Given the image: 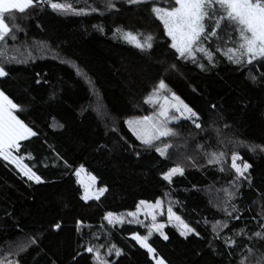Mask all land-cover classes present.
Instances as JSON below:
<instances>
[{
	"label": "trees",
	"instance_id": "16d2710c",
	"mask_svg": "<svg viewBox=\"0 0 264 264\" xmlns=\"http://www.w3.org/2000/svg\"><path fill=\"white\" fill-rule=\"evenodd\" d=\"M58 2L88 9L101 7L106 0ZM171 2L157 0L159 6ZM150 8L151 3L128 5L116 0L112 11L101 8L103 14L76 15L58 13L45 0L28 9L22 20L18 15L24 31L17 33L16 43L27 42L32 58L5 65L9 75L0 78V90L23 106V112L17 114L37 133L21 142L20 153L31 154L24 162L41 182L29 181L0 158V259L18 260L19 264H96L85 246L115 244L122 253L110 257L112 264H155L147 250L131 238L133 232L145 234V228L134 223L108 225L103 220L108 211L135 210L143 199L160 198L166 206L168 200L179 201L173 210L199 233L181 236L176 227L168 225L167 240L153 234L149 243L167 264H229L237 259L236 252L228 256L230 249L223 240L233 237L229 229L243 227L249 235L260 230L257 220L264 214V151L239 149L242 159L251 165L246 173L250 181L242 180L233 201L241 219L231 220L220 232L221 238H216L212 225L225 220V214L213 206L218 193L209 186L228 187L233 179L231 145L225 149L229 157L223 172L198 157L200 166L186 165L184 175L174 176L169 184L162 173L174 161L142 148L125 121L149 114L151 108L144 98L163 79L200 115L203 127L211 125L191 143L216 148L214 129L227 123L230 128L223 129L225 136L264 145V79L260 78L264 66L259 70L252 65L241 67L216 54L217 64L201 70L197 64L179 59ZM117 28L122 31L116 32ZM126 31L137 34L141 42L151 35L152 48H136L125 38ZM33 41L45 42L50 51L41 50L39 43L33 46ZM8 43L13 42L9 39ZM21 53L17 55L23 58ZM249 71L257 81L251 80ZM180 130L185 135L198 131L188 121L181 122ZM136 151L141 153L139 157ZM81 165L106 189L99 200L82 198L75 176ZM77 221L81 222L79 231ZM30 238L35 239L34 244L29 243ZM233 238L238 244L249 243L245 237ZM251 244L264 248V240Z\"/></svg>",
	"mask_w": 264,
	"mask_h": 264
},
{
	"label": "snow or ice",
	"instance_id": "6c2138e0",
	"mask_svg": "<svg viewBox=\"0 0 264 264\" xmlns=\"http://www.w3.org/2000/svg\"><path fill=\"white\" fill-rule=\"evenodd\" d=\"M46 2L48 7L58 13L73 12L76 15H86L89 12L103 14L101 8L105 11L116 9V0H106L101 7H89L88 9H75L71 4L58 2V0H46ZM120 2L128 5L151 3L150 11L162 23L164 33L170 38L171 49L175 50L179 59L191 61L197 64L201 70L205 69V64L202 62L205 59L209 65L214 66L216 54L225 56L228 61L241 67L252 65L259 70V66H264V0H172L167 6H159L157 0H120ZM43 3L45 0H0V78L9 75L5 70V65L13 62L26 63L28 59L32 58L27 42H23L22 45L16 43L17 33L24 31L18 22V15L22 20L28 9ZM115 31L120 32L122 29L117 28ZM125 38L141 51L152 48L153 37L151 35L141 42L137 34L126 31ZM9 39L13 42L11 45L8 43ZM37 43L42 46L41 50L50 51L46 48L45 42H32L33 46ZM222 45L223 47H221ZM21 47H23L26 56L21 53ZM17 53H21L23 58L18 57ZM170 67L175 70V65ZM77 73L83 75L91 83L85 73L79 69H77ZM249 76L253 82L257 81V76L252 75L251 71H249ZM260 78L264 79V73H260ZM37 82L39 83V81ZM144 103L151 108L149 114L128 119L125 123L142 148L152 150L160 157L174 161L173 166L162 173L163 180L169 184L172 183L174 176L184 175L186 165L200 166L197 163L198 157H202L206 165L219 166L220 171L223 172L224 164L229 157V153L225 149L231 145L230 168L235 171L233 179L228 181V187L221 186L217 189L212 185L209 186L210 189H214L218 193L215 198L217 203L213 206L225 214V220L216 221L212 225V231L216 238H221L220 232L229 227L231 220L241 219L238 214L239 209L233 201L238 196L242 180L250 181V176L246 173L251 165L242 159L239 149L247 148L253 152L264 151V145H250L243 140L225 136L223 129L230 128L227 123L223 125V128L214 129L216 148H212L210 144L205 147L204 143H191L195 136L207 133L211 125L203 127L200 115L172 92L163 79L159 80L158 84L144 98ZM211 108L215 109V105H211ZM23 110L21 104L14 102L3 90H0V158L14 165L28 180L40 183L41 177L24 162L26 158L31 159L30 154L20 153L21 142L37 135L33 128L17 114ZM221 119L223 118L221 117ZM182 121L190 122L198 131L196 133L188 132L185 135L180 130ZM112 130L116 131L115 128ZM136 155L139 157L141 153L136 151ZM181 160L183 163L178 162ZM238 160L241 163H237ZM81 171H83V165L76 171L78 177ZM91 179L95 180V177ZM105 191L106 189L103 187L92 191L90 186H85L82 198L85 201L99 200ZM221 193L222 195H219ZM165 195L168 194L165 193ZM178 203L179 201H167L168 222H174V226L178 228L181 236L186 237L189 234L198 236L199 233L195 228L186 223L173 210V205ZM164 213L165 201L157 198L154 202L139 201L135 211L127 213L108 211L103 216V220L107 221L108 225L127 222L137 223L145 228V234L133 232L131 238L141 248L147 250L155 264H166L149 243L155 233L165 240L168 239L163 231L165 224L157 221V216H162ZM141 215L144 220L140 219ZM126 217L130 219L126 220ZM145 221L148 222L145 223ZM257 224L260 230L253 231L251 235L243 227L238 230L229 229L233 232V237L247 238L248 244H244L243 241L238 244L233 237H223L226 247L230 249L228 256L231 257L233 252L237 253V259L230 260L229 264H264V248H258L251 244L253 240H264V214L257 220ZM80 226L81 222L77 221V231L80 230ZM55 227L59 228L60 225L56 224ZM29 243L34 244L35 239L30 238ZM104 247L103 244L88 245L85 246V251L93 254L96 264H112L107 257L111 256L113 252L117 257L120 256L121 249L115 244H110L102 253L101 249ZM23 250L24 246H20L19 251ZM0 264H19V261L0 259Z\"/></svg>",
	"mask_w": 264,
	"mask_h": 264
},
{
	"label": "rangeland",
	"instance_id": "374dc122",
	"mask_svg": "<svg viewBox=\"0 0 264 264\" xmlns=\"http://www.w3.org/2000/svg\"><path fill=\"white\" fill-rule=\"evenodd\" d=\"M202 62L205 64V66H207V67H211L212 65H209L208 64V61L205 59V60H202ZM217 64V63H216ZM216 64H214V65H216ZM206 69V68H205ZM176 94V93H175ZM177 95V94H176ZM178 96V95H177ZM181 99V98H180ZM182 100V99H181ZM184 103H186L185 101H183ZM187 104V103H186ZM188 105V104H187ZM190 107V106H189ZM136 117H138V116H136ZM132 118H135V117H131V118H129V119H132ZM128 120V119H127ZM27 154H30V153H28L27 152ZM30 156H31V154H30ZM237 163H241V161L240 160H238L237 161ZM80 168V166L76 169V171L78 170ZM250 169V168H249ZM249 169H248V171H249ZM76 171H75V176L77 177V181L79 182V184L81 185V187H82V197H83V195H84V192H85V186H90V189L92 190V191H95L96 189H98V188H101V186H98V183H97V178L92 174V173H90L84 166H83V171H81V173H80V176L78 177L77 175H76ZM92 177H95V180H92L91 178ZM27 178V177H26ZM30 181V180H29ZM31 182H33V181H31ZM103 188H104V186H103ZM103 195H104V193H103ZM89 200H92V199H89ZM89 200H87V201H89ZM144 200V199H143ZM146 201H149V200H146ZM150 202H154V201H150ZM166 205H165V213H164V215H162V216H160V215H158L157 216V221L158 222H160V223H164L165 224V228L168 226V225H171V226H174V222H172V223H169L168 222V219H167V213H166ZM133 211H135V210H133ZM123 213H127V212H123ZM179 215V214H178ZM127 219H130V218H127L126 217V220ZM140 219L141 220H144V217L141 215L140 216ZM148 221H145V223H147ZM125 223H127V222H125ZM125 223H123V224H125ZM123 224H116V225H119V226H121V225H123ZM134 224H137V223H134ZM139 225V224H138ZM175 227V226H174ZM165 228L163 229V231H164V233H165ZM177 228V227H176ZM178 229V228H177ZM141 234V233H140ZM143 235V234H142ZM108 246H106L105 248H104V250L103 249H101V252L103 253L105 250H106V248H107ZM146 250V249H145ZM122 253V252H121ZM111 256H114V257H117L116 255H115V252H113L112 253V255ZM111 256H108L107 257V259L110 261V257ZM151 256V255H150ZM151 258H152V256H151ZM153 259V258H152ZM154 261V260H153ZM153 263H155V261L153 262ZM167 264V263H166Z\"/></svg>",
	"mask_w": 264,
	"mask_h": 264
}]
</instances>
